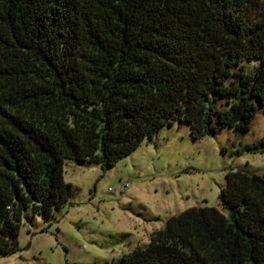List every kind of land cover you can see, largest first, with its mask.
I'll use <instances>...</instances> for the list:
<instances>
[{
	"label": "trees",
	"instance_id": "trees-1",
	"mask_svg": "<svg viewBox=\"0 0 264 264\" xmlns=\"http://www.w3.org/2000/svg\"><path fill=\"white\" fill-rule=\"evenodd\" d=\"M260 108L264 0H0V253L76 194L67 160L113 167L176 122L244 134ZM219 197L112 264H264V174Z\"/></svg>",
	"mask_w": 264,
	"mask_h": 264
},
{
	"label": "rangeland",
	"instance_id": "rangeland-1",
	"mask_svg": "<svg viewBox=\"0 0 264 264\" xmlns=\"http://www.w3.org/2000/svg\"><path fill=\"white\" fill-rule=\"evenodd\" d=\"M264 111L252 129L229 127L195 140L189 123L176 122L146 139L113 167L65 162L76 194L52 217L25 210L19 250L0 264H112L150 241L168 218L195 206L222 210L220 193L230 170L264 174ZM241 150L240 155L234 152Z\"/></svg>",
	"mask_w": 264,
	"mask_h": 264
}]
</instances>
